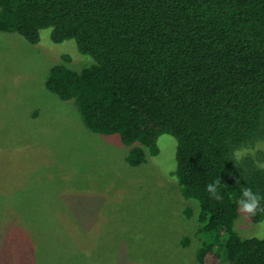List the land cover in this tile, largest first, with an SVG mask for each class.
Masks as SVG:
<instances>
[{
    "label": "trees",
    "instance_id": "trees-1",
    "mask_svg": "<svg viewBox=\"0 0 264 264\" xmlns=\"http://www.w3.org/2000/svg\"><path fill=\"white\" fill-rule=\"evenodd\" d=\"M44 29L92 60L54 65L47 90L88 130L117 135L130 166L157 156L161 135L176 138L172 176L197 204L199 264H264V240L234 227L241 189L264 196V0H0L1 33L37 44ZM243 149L255 155H234ZM217 179L221 201L206 190Z\"/></svg>",
    "mask_w": 264,
    "mask_h": 264
},
{
    "label": "rangeland",
    "instance_id": "rangeland-1",
    "mask_svg": "<svg viewBox=\"0 0 264 264\" xmlns=\"http://www.w3.org/2000/svg\"><path fill=\"white\" fill-rule=\"evenodd\" d=\"M50 35L0 32V264H199L197 204L172 176L176 138L161 135L158 155L130 166L117 135L88 130L47 90L54 65L92 63ZM260 225L239 210L234 227L248 238Z\"/></svg>",
    "mask_w": 264,
    "mask_h": 264
},
{
    "label": "clouds",
    "instance_id": "clouds-1",
    "mask_svg": "<svg viewBox=\"0 0 264 264\" xmlns=\"http://www.w3.org/2000/svg\"><path fill=\"white\" fill-rule=\"evenodd\" d=\"M245 154L255 155V150L243 149L237 150L234 153L236 157H241ZM256 167L259 169H264V163L257 161ZM173 179L175 180L176 178ZM220 186L221 179H217L212 183L206 185V190L209 193L210 197L217 201H221L223 199ZM262 201H264V196H261L258 193L254 192L251 187H243L241 189V195L238 201L239 210L242 214H246L249 218H253L258 213H264V206H262ZM254 235L256 239L264 240V225H260L258 227V231Z\"/></svg>",
    "mask_w": 264,
    "mask_h": 264
}]
</instances>
